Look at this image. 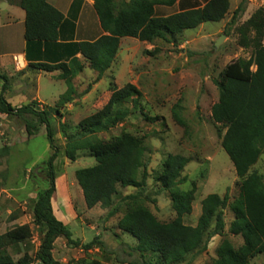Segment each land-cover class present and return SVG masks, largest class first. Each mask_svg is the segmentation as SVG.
<instances>
[{
    "label": "trees",
    "instance_id": "16d2710c",
    "mask_svg": "<svg viewBox=\"0 0 264 264\" xmlns=\"http://www.w3.org/2000/svg\"><path fill=\"white\" fill-rule=\"evenodd\" d=\"M90 1L103 35L93 42L71 45L74 54H80L83 60L72 57L67 63L38 62L28 67L45 74L59 73L57 79L66 85V91L60 97L62 105L80 96L76 93L73 80L84 72L86 66L96 76L83 94L88 93L110 70L119 52L121 39L131 38L145 43L167 41L205 23L220 22L229 10V0H210L200 9L157 17L156 7H171L176 0ZM245 4L246 0H241L229 25L235 26L238 18L245 14ZM18 5L25 13L24 40L27 44L58 42L64 21L58 10L45 0H19ZM235 32L237 46L250 51L251 55L248 60L237 59L229 63L218 75L216 86L219 98L211 108V118L224 130L221 148L239 180L238 196L232 201L227 195L223 198L217 194L205 197L201 201V213L195 226L185 225L184 218L192 213L196 187L192 185L189 191L180 189L186 183L182 172L190 162L189 158L168 155L154 178L160 191L169 194L175 212L171 222L162 223L145 206L149 197L145 195L147 174L145 170L140 172L145 168L143 140L128 133H121L109 141L98 138L99 134L116 128L138 110L141 93L136 87L131 84L122 88L111 85L107 103L78 123L76 129L79 133L67 136L64 155L69 161L74 162L83 151L95 160L94 166L74 173L85 207L88 210L96 206L104 210L112 209L111 216L125 208L116 228L120 234L134 239L136 244L131 250L141 258L149 255L155 256L161 264H184L188 258L205 249L213 235H218L221 243L216 247L215 258L210 264H250L255 257L264 254V181L262 176L251 172L264 150V8L252 13L236 27ZM224 35L229 36L227 29ZM0 79L4 80L0 116H14L21 120L28 138L35 136L44 126L53 150L45 163L48 188L38 193L32 210V224L41 236L35 257L33 259L26 253L15 261L8 251L30 240L31 229L23 225L0 235V264H61L52 256L57 239H64L68 247H81L85 251L101 245L99 239L85 245L73 240L70 228L53 213L54 163L59 153L54 145L55 121L61 113L57 108L39 111L32 105L12 107L3 95L8 89L7 79L3 75ZM178 108L179 103L173 109V116L183 125ZM59 130L66 135L65 125H60ZM7 153L6 148L1 149L0 160ZM124 189H135L136 194L125 196L116 204L115 197L119 190ZM227 209L232 215L228 234L242 238V245L237 248L229 242L225 233L224 212Z\"/></svg>",
    "mask_w": 264,
    "mask_h": 264
},
{
    "label": "rangeland",
    "instance_id": "374dc122",
    "mask_svg": "<svg viewBox=\"0 0 264 264\" xmlns=\"http://www.w3.org/2000/svg\"><path fill=\"white\" fill-rule=\"evenodd\" d=\"M243 6L246 12L238 18L235 26L229 25L235 11L230 10L223 22L205 23L203 28L184 31L167 41L141 44L124 40L113 65L102 77L103 84L95 91H92L93 85L88 93L83 94L94 79L91 77L93 72L86 70L73 80L76 93L80 96L66 106L60 104L59 97L66 88L63 81L44 75L37 83L33 74L23 76L22 70L21 75H14L8 67L5 72L0 70V75L7 79L8 90L3 94L4 98L13 107L32 105L39 111L53 108L60 111L61 116L55 121L54 145L59 152L54 163L55 177L76 183L74 173L94 166L95 160L83 151L74 162L69 161L64 155L67 136L79 133L76 129L78 123L107 103L111 85L122 88L131 84L136 87L141 93L138 110L116 128L99 134L98 138L109 141L121 133H128L143 140L145 168L140 172L145 170L147 174L145 195L149 197L145 206L162 223L171 222L175 212L169 194L160 191L154 178L168 155L189 158L190 162L182 172L186 183L180 189L189 191L192 185L196 187L192 213L184 218L185 225L195 226L201 213V201L205 197L217 194L223 198L227 195L232 201L238 196L239 180L221 148L224 130L212 121L211 108L219 98L216 80L220 72L229 63L237 59L248 60L251 55L250 51L237 46L235 29L257 9L264 8V0H246ZM236 7L237 4L232 9ZM224 23H227L228 37L224 31H218ZM214 32L212 37H207ZM221 35L225 39L215 50L214 44ZM7 36L15 38L16 32L0 31V39H8ZM3 86L4 80L0 79V95ZM34 96L39 97L42 103L30 101ZM178 103L177 112L183 125L173 116V109ZM62 124L67 128L66 135L59 130ZM4 148L8 155L0 160V235L28 225L32 233L30 240L8 251L15 261L26 253L34 259L41 236L32 224V210L38 193L48 188L45 163L53 150L44 126L35 136L28 138L23 122L14 116H0V150ZM251 172L262 176L264 181V150ZM68 192L71 197L68 194L62 197L61 194L57 196L56 190L52 199L55 217L69 222L67 226L73 240L85 245L99 239L101 245L85 251L81 247H68L64 239H57L52 252L56 261L61 264H161L155 256L141 258L131 250L136 244L134 239L117 230V222L125 208L112 216V209L104 210L96 206L88 210L78 185L69 188ZM134 194L135 189L119 190L115 203ZM224 215L225 233L229 242L237 248L242 245V238L228 234L232 215L228 209ZM220 243L221 238L213 235L205 249L188 258L184 264H210ZM250 264H264V254L255 257Z\"/></svg>",
    "mask_w": 264,
    "mask_h": 264
},
{
    "label": "crops",
    "instance_id": "0c3cea01",
    "mask_svg": "<svg viewBox=\"0 0 264 264\" xmlns=\"http://www.w3.org/2000/svg\"><path fill=\"white\" fill-rule=\"evenodd\" d=\"M18 1L19 0H0V31L16 32L15 38L13 36H7L9 40L5 38L0 39V70H3V72H5L4 69L8 67L9 69H11V72L14 75H21L20 72L22 70L23 76H26V74L28 73L33 74L36 77L37 83L39 82V79L44 75H49L55 81H59L57 79V76L59 75L58 72L57 74L55 72L45 74L42 72H37L33 69L29 70L28 67L31 63L36 64L38 62L48 64L67 63L72 57H75L82 61L83 59L80 54H74L75 50L71 45L77 44L79 42H93L103 35V32L99 26L98 18L93 8L92 1L45 0L49 5L58 10L64 17L63 24L61 25L59 40L57 43L49 45L27 44L24 40L25 13L19 7ZM209 1L210 0H176L175 4L171 7H156L155 15L157 17H168L189 10L200 9L203 8ZM240 1L241 0H229L228 13L230 12V10H236ZM236 4L237 7L235 9H232V7L234 8ZM224 20L225 19H223L221 22H223ZM226 24L227 23H224V25L220 27L218 31H225V27L227 26ZM203 25L199 26L198 28H203ZM216 32L211 35H207V37H212V35H214ZM124 40H132L141 44H146L145 42H139L135 39L123 38L120 41L119 49H121L122 42ZM86 70L90 69L86 66L84 72ZM95 76L96 73L93 72L91 77L95 78ZM78 77L79 76H77V78ZM102 82L103 81L101 78L98 83L94 84V86L92 87V91H95L98 87H100L103 84ZM65 91L59 97H61L65 93ZM36 95L38 96L39 94L36 93ZM37 96L31 98L30 101L42 103L39 100L40 98ZM66 105L67 104H65V106ZM14 108L19 107L15 106ZM2 116L3 115H1V117ZM75 186H77L75 181H64L61 177L55 179V189L58 191L57 196L59 194L63 195L62 197H66L67 194L70 196L68 190L69 188H73ZM81 196L83 199L82 192ZM53 204L54 200L52 201V208H54ZM58 220L63 224L69 225V222H66L62 219Z\"/></svg>",
    "mask_w": 264,
    "mask_h": 264
},
{
    "label": "water",
    "instance_id": "95a60500",
    "mask_svg": "<svg viewBox=\"0 0 264 264\" xmlns=\"http://www.w3.org/2000/svg\"><path fill=\"white\" fill-rule=\"evenodd\" d=\"M225 39V36L224 35H221L218 40L215 42L214 44V49L217 50L219 45L222 43V41Z\"/></svg>",
    "mask_w": 264,
    "mask_h": 264
}]
</instances>
